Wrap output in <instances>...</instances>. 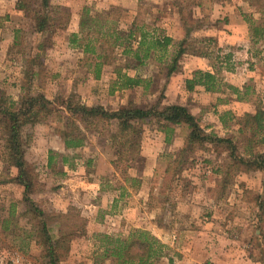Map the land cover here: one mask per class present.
<instances>
[{
	"label": "rangeland",
	"instance_id": "1",
	"mask_svg": "<svg viewBox=\"0 0 264 264\" xmlns=\"http://www.w3.org/2000/svg\"><path fill=\"white\" fill-rule=\"evenodd\" d=\"M42 1L28 0V7L20 9V0H0V95L4 93L18 100L22 87L27 86L33 94H45L55 107L46 120L24 127L23 141L25 157L36 168L41 183L31 197L47 213L53 232H59L62 214L71 212L80 215L82 221L87 220L86 232L75 236L59 264H95L97 233L128 235L144 229L160 238V233L166 230L172 237L171 231L183 224L181 220L175 222L181 216L177 206L185 203L198 206L197 217L209 212L212 205L213 216L221 217L230 234L236 238L239 235L247 244V251L264 264V171L255 172L258 167L251 162L238 163L236 175L223 189L221 170L231 160L226 145L208 143L198 148L180 175L173 176L171 165L166 176L159 174L155 179L156 166L160 163L163 171L169 168L184 144V138L178 135L168 144L156 118L137 124L143 137L141 156L131 167L126 163L119 165L117 150L106 136L92 129L84 132L83 146L67 149L64 144V132L74 127L72 122L79 124L66 107L68 97L75 94L82 103L107 110L186 105L204 129L234 137L241 153L249 156L251 125L242 132L240 128L244 125V114L256 111L258 99L264 107V0H210L208 10L199 7L198 0H163L159 5L152 0H134V8H130L132 1L126 0L119 4L115 0H51L50 7H43ZM112 6L120 11L118 23L123 29L139 14L157 28V33L168 35L170 26L181 38L171 36L174 43L163 62L159 60L163 52L152 51L148 64L141 67L136 66L138 61L132 55L122 54L120 49L118 56L103 67L102 76L95 78L94 68L85 63L81 49L70 45L69 36L79 30L86 7L96 14ZM70 10L72 17L66 29L50 22L44 30H38L37 22L44 14L64 19V13ZM234 26L237 40L228 42L226 35ZM258 29L263 30L262 37ZM180 45L186 47V52L179 57L177 69L170 73L165 62L171 61ZM229 54L231 57L227 58ZM116 68L131 75L138 72L151 78V82L147 88L144 85L113 90ZM196 70L216 73L221 80L219 90L208 91L202 85L189 90L186 80ZM6 131V121L1 119L0 260L48 264L42 246L27 234L32 224L24 187L7 182L17 175L18 168L6 161ZM51 151L56 155V163L49 167ZM64 155L68 157L66 163ZM241 170L244 172L240 173ZM146 171L153 174L147 175ZM217 173L221 177L214 186ZM127 175L141 177L142 185L114 205V199L120 197V187L131 184ZM144 184L145 194H140ZM206 199L213 202L206 204ZM12 204H16L13 215ZM8 218L10 228L5 231L3 223ZM172 240L175 241V236ZM170 254L175 260L176 251ZM174 263L169 256L158 261V264Z\"/></svg>",
	"mask_w": 264,
	"mask_h": 264
},
{
	"label": "trees",
	"instance_id": "2",
	"mask_svg": "<svg viewBox=\"0 0 264 264\" xmlns=\"http://www.w3.org/2000/svg\"><path fill=\"white\" fill-rule=\"evenodd\" d=\"M28 0H20L18 8L28 7ZM210 0H198V6L210 5ZM43 7H50L51 0H43ZM208 10V9H207ZM72 17L71 10L64 13V19H57L49 13L37 22L39 31L50 22L56 23L58 27L66 29ZM120 11L115 6L109 10H101L92 14L89 8H85L81 14L79 30L69 36V43L73 47L79 48L86 56V64L94 68L95 78L102 76L103 67L110 64L118 56L121 49L122 54L132 55L137 61V67L148 64L147 59L151 52H163L159 60L163 62L169 47L174 43V39L164 33H157V28L152 27L148 22L141 19L139 14L133 22L126 28L120 27ZM260 37L263 30H257ZM262 33V34H261ZM186 52V47L181 45L179 50L172 57L171 61L165 62L172 73L177 69L179 57ZM231 57V54L226 56ZM163 65V64H162ZM117 79L114 81L113 90H121L144 86L147 88L151 78L144 77L140 73L134 75L128 71H122L116 68ZM187 88L193 90L197 85H202L208 91H218L221 80L212 71L196 70L191 78L186 80ZM240 93V89L236 88ZM247 99L243 96V99ZM242 100V97H239ZM53 102L43 93L33 94L27 86L22 87L18 100L6 94L0 95V120H5L7 124L6 135V161L18 168L16 176L10 177L8 181H14L24 187V200H28L30 207L27 213L30 215L32 228L27 231L28 236L33 237L35 241L43 248V256L48 258V264H59L64 252L70 250L73 239L78 233L86 232V219H80V215L66 213L61 216L59 232L55 234L49 225L47 213L39 208L31 197L39 190L41 185L38 180V173L32 163L25 157V143L23 141V129L28 124L34 125L48 118L55 111ZM67 111L79 124L69 127L64 132V144L67 149L78 148L85 144L84 132L92 129L97 133L108 138L111 146L117 150V163L120 165L126 163L127 167L133 166L134 162L140 161L142 135L137 124L142 121H152L156 118L160 130L166 134V142L169 144L175 135L184 138V144L173 163L164 171L160 163L154 171V178L159 174L165 175L170 172L171 165L174 168L173 176L180 175L185 164L196 153L198 148L206 147L208 143L226 145L231 157L230 162L225 169H222L223 180L222 188L228 187L232 177H234L239 168L238 163H254L258 168L264 169V107L263 101H256V111L254 113L246 112L244 114V125L240 132L245 131L251 125L253 137L248 139L247 147L249 156L241 153L239 146L235 143L234 137L229 135H219L216 131H207L204 129L198 117L191 112L188 106L174 103L162 107L151 108H120L107 110L100 106L88 105L82 103L75 95H71L67 100ZM71 126V125H70ZM256 139H253V138ZM260 146V147H256ZM51 151L48 159V166L52 167L56 163V155ZM67 155L63 156L66 163ZM131 184L122 186L119 198H115L113 204L116 205L119 199L127 193L137 191L143 182L141 177L127 175ZM166 176V175H165ZM104 190V187H102ZM154 192H150V199L154 197ZM167 198L164 199V203ZM151 203V202H150ZM175 204V203H174ZM16 210V204H12L11 214ZM73 217H76L74 220ZM11 220L5 219L3 223L4 230L10 228ZM98 242L95 264H158V261L169 256L173 262V256L170 254V247L159 237L144 229H136L124 234L97 233ZM0 264H14L11 260Z\"/></svg>",
	"mask_w": 264,
	"mask_h": 264
},
{
	"label": "crops",
	"instance_id": "3",
	"mask_svg": "<svg viewBox=\"0 0 264 264\" xmlns=\"http://www.w3.org/2000/svg\"><path fill=\"white\" fill-rule=\"evenodd\" d=\"M132 1V2H130ZM142 1V0H141ZM147 1V0H144ZM163 0H152V3L157 5L161 4ZM123 0H115V3H122ZM130 2L134 8V0H126ZM128 6L127 3H125ZM207 5L199 6L204 10H207ZM133 11V10H132ZM234 17L232 16V21ZM183 29V28H182ZM175 29H171L169 26L168 35L174 36L176 39L181 38L179 34L174 33ZM172 31V32H171ZM179 32V31H178ZM184 32V30H183ZM237 28L230 32L228 36V42H235L237 40ZM175 34V35H174ZM174 38V39H175ZM235 44V43H234ZM153 166V165H152ZM255 172L264 171L262 168H256ZM244 171L241 170L240 173ZM246 173V172H245ZM146 174H153L151 171H146ZM221 174L215 175V183L212 185L217 186ZM219 178V179H218ZM218 179V180H217ZM146 185L142 186L140 194H145ZM263 187V186H262ZM261 188V187H259ZM100 189V188H99ZM144 189V190H143ZM261 190V189H260ZM134 193V192H133ZM132 193V194H133ZM213 202L212 199H206L204 203ZM212 204V203H210ZM218 205V204H217ZM215 206V208L217 207ZM210 211H206L202 217H197L198 206L195 204H180L178 210H181V216L175 220L176 223L181 220L182 226L174 231H171V235H168V231L164 230L160 233V238L170 247V251H176L174 261L177 264H263L260 260L255 258V255L251 251H247V244L242 241L241 237L238 238L232 236L228 230V227L224 225V221L221 217L213 216L212 205ZM211 213V214H209ZM178 220V221H177ZM174 233V234H173ZM170 234V233H169ZM175 236V241L172 238ZM169 262V258H168ZM174 263V264H175Z\"/></svg>",
	"mask_w": 264,
	"mask_h": 264
}]
</instances>
